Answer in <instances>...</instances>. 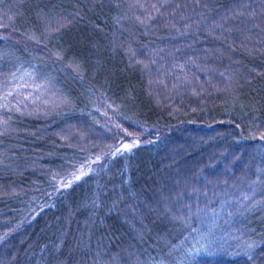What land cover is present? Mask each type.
<instances>
[{
	"label": "trees",
	"instance_id": "obj_1",
	"mask_svg": "<svg viewBox=\"0 0 264 264\" xmlns=\"http://www.w3.org/2000/svg\"><path fill=\"white\" fill-rule=\"evenodd\" d=\"M244 2L250 3L249 12L264 7V0L254 4L252 0L1 2L6 7L4 31L27 42L25 47L32 46H21L28 52L60 60L77 78L81 97L80 114L68 113L76 131H58L66 146L52 137L53 128L41 135L42 128L27 121L20 129L32 134H13L14 144L9 145L1 140L6 127L0 126L2 264H85L80 258L98 254L92 241L105 243L108 238L118 244L100 253L102 264L112 262L109 255L104 257L107 254H121L120 264L129 263L127 254H135L131 261L136 264H264V50L246 51L247 38L240 36L245 32L248 37L264 38V14H254L252 21L245 22L219 20ZM21 12L32 23L15 26L10 17ZM55 15L62 18L60 30L70 31L71 36L70 41L52 45L35 32L40 31L42 18L52 21ZM118 27L123 32L116 34ZM144 30L146 34H139L135 42L126 35ZM176 32L173 42L169 37ZM3 42L18 46L0 37ZM170 45L173 52L166 48ZM144 46L154 47L153 65L145 60L152 78L176 88L173 96L163 94L162 106H154V95L146 93L141 64L127 67L131 53ZM209 51L221 53L219 63L200 58ZM133 57L143 59L137 52ZM215 72L225 77L223 85L228 83L229 89L214 97ZM187 91L195 95L194 101ZM99 105H104L109 117L101 116ZM112 121L121 125L122 133L115 128L117 137L110 129L102 136ZM187 133L205 141L192 142L182 152L177 145ZM72 136L77 138L74 148L69 146ZM135 140L141 142L126 150L114 144ZM50 142L66 148L64 155L69 154L75 168L83 172L63 175L70 162L56 155L38 161L39 169L27 170L41 155L63 153ZM81 142L86 144L79 148ZM10 150L22 157L10 158ZM170 151H176L172 159ZM210 154L215 158L211 167L210 159L203 160ZM214 180L221 183L214 187ZM176 181L180 186L174 187ZM158 188L169 203L181 193L179 199L193 205V211L195 202L208 201V214L202 221L185 219L174 225L149 218L148 207H156ZM194 191H202L199 198ZM104 225L112 230H104ZM149 231L152 237L147 236ZM134 235L141 244L146 239L159 250L146 249L154 253L147 256Z\"/></svg>",
	"mask_w": 264,
	"mask_h": 264
},
{
	"label": "rangeland",
	"instance_id": "obj_2",
	"mask_svg": "<svg viewBox=\"0 0 264 264\" xmlns=\"http://www.w3.org/2000/svg\"><path fill=\"white\" fill-rule=\"evenodd\" d=\"M2 1L3 0H0V3ZM256 1L257 0H252V3L254 4ZM15 2H18V0H15ZM243 4L244 5L242 8L239 7V8L229 9L228 11L224 12V14L222 15L220 13L221 16L219 20L224 21L228 19L232 21L233 19H237L238 22L240 20L245 22V19L247 21H252L253 16H255L254 14H260V15L264 14L263 6L257 9H254L255 10L254 12L252 10L251 12H249L247 10H249L250 3L244 2ZM5 9L6 7H3V4L1 3L0 5V37L1 39L11 40L14 43L18 44V46L13 43H8V42L0 43V102L2 103L0 105V110H2L0 112V126H3L4 128L6 127L1 140L6 144L11 145V144H14L13 134L20 135V134L29 133V135H31L32 132L24 131L20 129V127L25 123V121H27L29 122V126H32L31 122L32 123L36 122L37 124L36 126H38L39 129L42 128L40 129L41 135H43V133L44 135H46L47 130H50L53 128L54 133L51 134L52 137L58 143L64 144V146H66V144L64 143V139L62 138L61 134L58 131L61 129L64 132L67 131L68 133H71L72 131L74 132L76 131L74 130V128L76 127H74L73 125H70L69 122H72L70 120L71 116L80 114V112H78V108H79V101L81 97L79 98L77 96V93L79 90L78 88L79 82L77 78L73 75V73L70 72L68 67L63 65L60 60H57V59L48 60L45 57L41 56L39 52L37 51L31 50L28 52L26 49L22 48V47L27 46L26 44L27 42H25L24 40L23 41L20 40L18 37H13L12 33L5 32L4 31V26L6 24L5 23L6 21V17H5L6 10ZM10 19H11V22L15 24V26L21 23H29V22L32 23V20L28 18L22 12L13 14L10 17ZM134 20L138 21L137 19H134ZM71 21H74V19L72 18ZM61 23H62V18L59 15H55L52 21L51 20L46 21V18H42V21H41L42 27L40 28V31L35 32V33L38 34L39 37L41 36V38L39 39H45L52 45L61 43L62 40L70 41L69 37L71 36V33H69L70 31L66 32L65 30H60L62 29L60 28L61 26H59ZM263 24H264V21H263ZM63 25L64 24H62V26ZM238 29L240 31L243 30L242 27H239ZM261 30L264 32V27L261 28ZM119 31L123 32V29L118 27V31L116 32V34H118ZM205 31L206 30H204L203 32ZM208 31L209 30H207L206 32ZM146 32L147 30H144L143 32H136V33L126 32V35L133 42H135L136 37L139 34H142V33L146 34ZM178 33L179 32H176L174 36L171 35L169 37L171 41L175 42L174 40L175 35L177 36ZM240 36H245L247 38L246 40L247 45L245 46L246 51L252 48L251 50H253L254 52L260 53L262 50H264V38L263 37H261L260 39L248 37L245 34V32H242ZM114 38H115V35H113V39ZM233 44L240 48H243V45H240L237 43H233ZM170 46L166 48L170 49L173 52L175 50L174 46H171V47ZM25 48H30V47L28 46ZM153 49L154 47L144 46V48H140L138 51H135V52L132 51L133 52V54L131 53L132 58L127 60V67L131 68L133 66L141 64V67H143L141 70L142 71L141 73L145 80L146 93L147 94L152 93L154 95L153 105L157 107V106H162L164 104L163 100L160 99L163 97V94L168 92L170 93V95L173 96L174 93L176 92L175 91L176 88L174 87V85H173V88L172 87L168 88L167 86H164L163 83H161L159 80L158 81L156 79L154 80L152 78V75L149 74L147 70L148 68L147 66H149L150 63H151L150 65H153V59H154ZM127 51L128 50H126V54H129ZM136 52L138 53L140 57L142 56L143 59L133 57V55L136 56ZM206 52H204V54L200 56L202 60L205 61L209 59V60H212L213 63L215 64L219 63V59L222 57L221 53L217 51L216 52L209 51V53H206ZM146 59L150 61L149 64H146V61H145ZM154 68L155 67H153V69ZM84 71H88L91 73L89 69H85ZM157 74H159V72H157ZM214 75H218V76H215L214 78L212 77L213 79H217V84L212 88V92H211L212 96L215 97L218 94H223V93L228 92L229 88L227 86L228 83L223 85V81H225L224 76H222L221 74L219 75V73H216ZM237 77L240 78L241 76L238 75ZM185 94H188L189 96L187 97L191 99L192 101H194L195 95H193L192 92L187 91L185 92ZM98 107H99L98 109L100 110L101 116L102 114L105 113L104 116L109 117V114L106 112V109H104L105 108L104 105L103 106L99 105ZM68 113H73V114L70 116ZM99 117H100V114L97 115V118ZM108 124H109V128H106L104 129L103 132H101L102 136L104 135L106 137L107 133L110 131L113 133L114 136L117 137L118 134L116 133L118 132L116 131V129L119 131V134L122 133V127L120 124L116 122L113 123V121L109 122ZM91 133L93 134L92 131L90 132V135H92ZM80 137L82 136L80 135ZM198 141H205V139L202 137H192L190 136V134L187 133L184 138V142L182 144L177 145V147H179V149L183 152L187 148L189 149L192 147L191 146L192 142L197 143ZM76 142H77V138L72 136L69 146H71V148H74L76 146ZM85 142L84 143L81 142L79 144L80 146L79 148L84 147L86 144ZM139 142L141 141L135 140V141H131V143L124 144V142L122 143V141H119L114 144L120 145L121 150H126V149L135 147V145L137 143L139 144ZM125 145H130L131 147L125 148ZM50 146L53 148L59 147L60 150H62V152L67 150L65 147H64L65 149H63L60 146L55 145L54 143H51V142H50ZM98 146H101V145H98ZM98 146L95 145V147L99 148ZM89 151L93 152L92 154L95 155L94 151H92L91 148H89ZM175 152L170 151V153H168V158L172 159L174 157ZM52 154L53 155L51 154L49 155L47 154L43 156L41 155V157L34 160L33 164L27 166L26 169L29 171L37 170L40 168V166L38 165L39 164L38 161H42V160L49 161L51 160V158H53L56 155L57 157L62 159L63 162L65 161L70 162L68 163L69 165H66L67 168L65 169V172L63 171L64 172L63 175L74 177V176L79 175L80 174L79 172L81 171L83 172V169H80L79 167L75 168L72 158L68 157L69 154L64 155V152L62 154L61 153L59 154L52 153ZM218 154L219 155L223 154V152L218 153ZM8 156L12 159H18L19 157H22V156L16 155L14 151L12 150L9 151ZM209 159L211 160L210 162V167H211V165L215 164V158H211V154L203 158V160H205L206 162H208ZM227 161L230 163L229 159H227ZM231 162H234V160H232ZM210 167L206 168V170H208ZM11 169L13 173H17V169H14V168H11ZM223 172L227 173V169L224 168ZM231 175L229 176V178L231 177ZM219 179L221 180L222 178H219ZM219 179L217 181H219ZM234 179L235 177L233 175L231 177V180H234ZM220 183L221 182H216L215 180L213 181L214 187H216ZM188 184L186 183L183 186V188L187 187ZM178 186H180V184H178V182L176 181L174 183V187H178ZM206 186H208L207 182H205V187ZM190 189H192V187H190ZM188 191L186 193L191 192V190L189 192ZM203 191L205 192V189H203ZM197 192L198 191H196V193ZM200 192L202 191H199V193H197V198H199L201 194ZM193 193H195V191ZM205 194L207 195L206 192ZM180 195L181 193L176 197V202L174 201L173 203H169L163 191L159 190L158 188L157 196L159 197V199L158 201H156L155 208L152 209L151 207H148V210L150 211L149 218H151L152 216L156 218L157 217L162 218L164 219V221H167V223H170L173 225H174V222L175 224L176 223L180 224V222L183 223V220L185 219H189V223L194 222V221H202L204 216L208 214V211H207V207H209L208 201L201 199L200 201H197V203L199 202V204L195 202L194 204H195L196 209H194L195 211H193L192 210L193 205H190L186 201H183L184 199H179ZM177 198L178 200H180L179 202H177ZM134 217L139 221L138 215L136 216L134 215ZM152 223L155 224V222H152ZM103 229L109 230V231L112 230L111 227L109 228L106 225L103 226ZM150 231L147 233V236L152 237V234H150L151 233ZM100 234H103V233H100ZM133 238L134 240H137L136 235H134ZM145 241L146 242L142 244L140 243V240L139 241L137 240L136 242L139 244L140 247L145 248V250L146 249L152 250V251L159 250L158 248L154 247L151 243H149L150 241L146 239ZM106 242L107 244H105ZM106 242L102 243V239H97V240L94 239L91 243V246L92 248H94V250L98 248V250H96L98 254L97 253L87 254L89 255L88 259H82L83 257L80 259L85 261V264H102L104 259L103 257H101L102 254L100 253L105 252V251H110L112 249L113 244L115 243L118 244L116 240H112L111 238H108ZM99 247L103 250H99ZM148 250H146L148 253L147 256L154 254ZM108 255L112 259L111 260L112 262L105 261L103 264H120L119 262H122L121 254H107L104 257ZM127 255L130 256L129 257L130 261L128 264H136V261L134 262L131 261V258L132 259L136 258L135 254H127ZM95 259H97L96 262H94ZM0 264H2L1 259H0Z\"/></svg>",
	"mask_w": 264,
	"mask_h": 264
},
{
	"label": "snow or ice",
	"instance_id": "obj_3",
	"mask_svg": "<svg viewBox=\"0 0 264 264\" xmlns=\"http://www.w3.org/2000/svg\"><path fill=\"white\" fill-rule=\"evenodd\" d=\"M130 145H125V148H130ZM77 179H79V177H76Z\"/></svg>",
	"mask_w": 264,
	"mask_h": 264
}]
</instances>
